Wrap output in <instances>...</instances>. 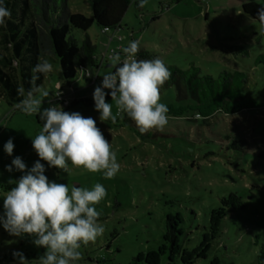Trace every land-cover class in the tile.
I'll use <instances>...</instances> for the list:
<instances>
[{
    "label": "rangeland",
    "instance_id": "374dc122",
    "mask_svg": "<svg viewBox=\"0 0 264 264\" xmlns=\"http://www.w3.org/2000/svg\"><path fill=\"white\" fill-rule=\"evenodd\" d=\"M91 1L65 0V3L70 12L91 17ZM246 1L250 0H148L143 8L138 6L139 1L137 4L132 1L118 28L102 32L93 23L87 30L98 56L139 40V49L152 50L165 65L197 68L201 75L212 76L223 69L245 71L249 82L241 90L252 95L259 105L235 113L214 110L197 117L190 109L182 116L168 114L169 122L163 131L146 134H141L126 114L118 116L113 124L101 122L95 106L78 103L68 109L66 112H79L96 120L120 164L116 176L105 179L102 173H89L83 168L72 169L67 174L41 161L49 181L67 184L69 189L72 186L91 189L96 183L106 189V197L96 205L97 211L105 216L99 220L105 232L95 243L80 248L82 259L77 264L87 256L102 257L99 264H134L133 257L155 249L162 242L166 215L175 212L183 214L179 245L193 249L202 233L208 231L210 210L230 191L240 193L247 208L226 216L222 222L214 216L213 227L220 222L221 226L206 257L193 255L202 254L198 250L182 251L181 257L189 261L186 264H264V258L259 257L264 244V187L259 183L264 178V159L232 152L228 145L231 141L228 136L233 134L242 138L247 148L264 140V63L255 64L257 56H264V40L258 36L259 26L240 12L241 4ZM2 26L0 54L6 55L9 50L3 41ZM245 49L247 55L243 53ZM99 60L100 68L96 72L99 79L88 83L79 77L71 84L76 97L94 101L95 88L101 85L105 74L113 72L110 62L104 63L102 57ZM47 77L41 88L48 92L58 80V65ZM104 91L110 93L109 89ZM160 95V102L167 107L182 106L175 98L174 88H165ZM39 98L43 100L42 110L53 106L50 95ZM105 100L112 103L115 114L117 109L110 94ZM15 105L0 95V215L7 193L2 184H15L10 181H17L23 175L16 170L7 171V166L20 157L30 169L39 159L32 138L39 133L43 122L38 115H26ZM10 138L14 143L11 156L4 151V144ZM209 151L214 154L209 155ZM34 239L27 234L10 235L0 224V255L9 249L27 251L33 256L30 264H39L45 249L37 247ZM172 249H175L173 245ZM166 257L161 256L160 264H181L177 255L171 261Z\"/></svg>",
    "mask_w": 264,
    "mask_h": 264
},
{
    "label": "clouds",
    "instance_id": "9594fccd",
    "mask_svg": "<svg viewBox=\"0 0 264 264\" xmlns=\"http://www.w3.org/2000/svg\"><path fill=\"white\" fill-rule=\"evenodd\" d=\"M147 3L148 0H139L138 6L143 8ZM10 17L11 12L0 0V25H5ZM257 20L264 28V7L258 9ZM139 46L140 41L134 40L123 47V60L119 53L108 57L115 70L105 74L101 85L95 88V110L101 122L115 124L118 116L126 114L141 134L163 131L169 122V109L160 102V89L171 73L159 58L136 59ZM51 71L53 65L41 59L32 69L34 86L27 93L23 86L17 88L18 96L23 99L15 107L26 115H38L43 122L39 133L32 138L39 159L30 169L20 157L7 166V171L16 170L23 175L17 181H10L15 187L3 198L0 224L10 235L35 237L33 243L45 249L39 264H77L82 259L80 248L95 243L105 232L96 205L106 197V189L100 183L91 189L78 186L69 189L67 184L49 181L41 161L67 174L72 169L83 168L89 173H102L105 179L114 178L120 164L95 119L79 112H66L60 106L42 110L43 100L39 97H48L49 92L35 86V81L40 78L37 74L47 76ZM109 94L117 109L115 114L112 103L105 100ZM13 150L10 138L4 144V151L11 156ZM13 256L18 264H30L22 252H14Z\"/></svg>",
    "mask_w": 264,
    "mask_h": 264
},
{
    "label": "trees",
    "instance_id": "16d2710c",
    "mask_svg": "<svg viewBox=\"0 0 264 264\" xmlns=\"http://www.w3.org/2000/svg\"><path fill=\"white\" fill-rule=\"evenodd\" d=\"M132 1L137 4L139 0H92L91 17H87L78 12H70L65 0H61L60 4L58 0H2V6L11 12V17L6 18V24L2 26L3 41L9 51L6 55L0 54V95L6 97L10 104H17L23 99L18 96L17 88L23 86L27 93L34 86L31 82L33 67L39 60L47 59L53 68L58 65V80L48 91L51 97L50 104L60 106L64 111L78 103L95 106V102L89 98L76 97L71 84L79 77L88 83L99 79L96 74L100 68L99 59L102 57L104 63H108L109 55L119 53L123 60L124 54L121 49L125 46H118L111 51L108 49L98 56L96 45L90 40L87 30L93 23L102 32L118 28L127 6ZM261 7H264V0L261 2L250 0L241 4L240 12L259 26L258 36L264 40V28L257 20L258 9ZM243 53L247 55V49L243 50ZM156 55L152 50L139 49L136 59L151 60L156 59ZM256 63H264V56L261 54L257 56ZM166 66L171 76L160 92L165 88H174L175 98L182 104L178 108L168 106V114L171 116H182L188 109L195 112L194 117L207 115L214 110L235 113L259 105L252 95L243 93L241 90L249 82V75L245 71L229 72L223 69L212 76L211 74L201 75L197 68L190 70L181 69L172 64ZM37 75L40 78L35 81V86L41 88L48 77L43 74ZM61 97L65 100H57ZM228 138L231 140L228 145L232 152L253 154L259 159H264V140L253 148H247L246 142L239 136L233 134ZM208 154L214 153L209 151ZM259 183L264 187V178ZM12 187H15V184H2L5 191L11 190ZM246 208V201L236 191H230L220 197L219 204L210 210L208 231L202 233L199 243L190 250L182 248L178 240V236L182 233L179 224L183 222V214L181 212L167 214L162 242L155 249L140 252L131 259V263L160 264L161 256L167 255V260L171 261L172 256L177 255L181 264H186L189 261H184L181 257L182 251L191 253L196 250L202 251V254L193 255L204 258L219 231L222 220ZM214 216L219 217L221 221L215 227L212 225ZM101 219H105V216L100 215L99 220ZM172 245L175 249H172ZM14 252L19 251L9 249L1 254L0 263L18 262L13 256ZM22 253L28 261L33 259L32 254L27 251ZM259 257L264 258V244ZM102 260V257L87 256L81 264H99Z\"/></svg>",
    "mask_w": 264,
    "mask_h": 264
},
{
    "label": "built area",
    "instance_id": "2783aa9c",
    "mask_svg": "<svg viewBox=\"0 0 264 264\" xmlns=\"http://www.w3.org/2000/svg\"><path fill=\"white\" fill-rule=\"evenodd\" d=\"M109 56H111V55H109Z\"/></svg>",
    "mask_w": 264,
    "mask_h": 264
}]
</instances>
